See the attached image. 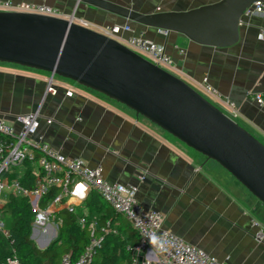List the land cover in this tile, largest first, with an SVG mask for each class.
Segmentation results:
<instances>
[{"label":"crops","instance_id":"1","mask_svg":"<svg viewBox=\"0 0 264 264\" xmlns=\"http://www.w3.org/2000/svg\"><path fill=\"white\" fill-rule=\"evenodd\" d=\"M14 1L55 6L65 17L74 16L77 22H85L99 32L115 25H131L133 32H122L121 41L142 34L164 46L174 60L175 75L226 113L231 110L226 101H232L238 111L237 119L264 138V107L247 94L264 92V42L259 39L264 31V16L243 14L238 42L212 47L194 43L179 33L145 27L102 9L76 4L74 0ZM106 1L150 14L188 11L220 0ZM205 79L220 91L222 99L207 92ZM35 111L41 115V124L33 140L42 137L60 153L79 157L89 167H101L111 184L137 187V201L146 210L163 213L165 230L224 264H264V238L256 239L258 228L254 226L256 221L264 231V205L217 162L99 93L46 72L0 63V117L19 131L17 118ZM31 166L34 173L39 171L37 160ZM16 168L23 171L21 165ZM90 192L75 178L67 203L86 216ZM10 194L11 191L4 193L5 203ZM61 209L66 208H57L56 212ZM100 212L105 215L106 210ZM113 212L116 217L107 230L128 240L133 264H138L132 251L138 250L139 235L124 216ZM91 224L94 229L97 227L95 222ZM91 224L87 228L89 237ZM57 233L58 228L51 224L32 231V240L45 248ZM95 234L101 236L102 231ZM133 242L134 246H130Z\"/></svg>","mask_w":264,"mask_h":264},{"label":"water","instance_id":"2","mask_svg":"<svg viewBox=\"0 0 264 264\" xmlns=\"http://www.w3.org/2000/svg\"><path fill=\"white\" fill-rule=\"evenodd\" d=\"M74 1L199 45L228 47L238 42L242 16L258 0L150 14L106 0ZM0 63L73 81L126 106L217 162L264 205V143L186 81L117 39L68 18L0 11ZM132 254L143 262L144 251Z\"/></svg>","mask_w":264,"mask_h":264},{"label":"built area","instance_id":"3","mask_svg":"<svg viewBox=\"0 0 264 264\" xmlns=\"http://www.w3.org/2000/svg\"><path fill=\"white\" fill-rule=\"evenodd\" d=\"M0 11L38 14L76 21L74 16L65 17L59 8L44 2L0 0ZM244 15L264 16V0L254 2L245 10ZM78 23L88 27L85 22ZM122 32H133L132 26L126 24L106 27L101 33L117 39L134 52L175 75L174 60L166 52L164 46L147 39L142 34H133L125 41H121L119 35ZM259 39L264 42V31L259 34ZM204 84L209 94L219 100L223 98L220 91L208 84L207 79L204 80ZM67 94L71 95L72 93L68 92ZM247 94L259 106L264 107V92L248 91ZM226 104L231 109L227 114L237 121L239 115L235 104L229 100L226 101ZM17 121L21 125L19 131H16L13 125L0 117V135L11 139L10 143L0 142V153L3 148H6V153L0 157V236H9L8 227L2 216L6 191H11L15 196L29 198L33 209L36 210L33 232L35 229H42L51 224L57 229L60 220H54L56 209L65 207L74 211V206L69 205L67 199L74 179L78 178L89 190L97 192L116 213L124 216L137 232L140 238L137 249L146 254L141 264H224L206 251L165 230L163 228V213L146 210L137 201V187L111 184L104 178L101 167H89L79 157H69L60 153L50 144L45 143L42 137L33 140L41 124V115L38 111L20 115ZM47 122L52 123V120L48 119ZM36 152L39 154L37 159L39 171L35 173L33 186L25 188L19 180L9 181L5 174L23 163L24 160L33 159L37 155ZM53 187L60 190L59 194L46 207H41L42 199L49 194ZM79 221L84 227L86 219L82 217ZM254 226L258 228L256 239L262 241L264 231L256 221ZM94 227V224L90 225L91 234L88 244L79 257L72 259L70 254H64L60 264H92L104 241L102 235L95 234ZM5 264H20V261L16 256H11Z\"/></svg>","mask_w":264,"mask_h":264},{"label":"trees","instance_id":"4","mask_svg":"<svg viewBox=\"0 0 264 264\" xmlns=\"http://www.w3.org/2000/svg\"><path fill=\"white\" fill-rule=\"evenodd\" d=\"M0 142L10 143L0 135ZM6 153V148L0 153V157ZM38 159H26L20 165L23 171L19 172L14 167L6 173L9 181L19 180L23 187L31 188L35 173L31 164ZM60 190L51 188L49 194L41 201V207H46L58 194ZM88 215H80L75 211L61 209L55 213V221H59L57 237L45 248L39 247L31 238L33 222L36 210L33 209L27 196H15L10 194L2 208V216L8 227L9 236H0V264H5L11 256H16L20 264H60L64 254H70L72 259H77L88 244V225L92 222L97 224L95 232L102 231L104 239L101 248L94 257L92 264H133V256L127 248L128 240L113 234L107 230L109 223L116 217L112 208L95 191L91 190L86 199ZM105 209V215L101 210ZM84 217L86 224L82 227L79 219ZM134 246V242L131 243Z\"/></svg>","mask_w":264,"mask_h":264},{"label":"rangeland","instance_id":"5","mask_svg":"<svg viewBox=\"0 0 264 264\" xmlns=\"http://www.w3.org/2000/svg\"><path fill=\"white\" fill-rule=\"evenodd\" d=\"M72 84H74V85H78V84H76L75 82H73V81H70ZM78 86H80V85H78ZM80 87H82V86H80ZM237 120V122L240 124V125H242L243 127H246L239 119H236ZM246 129H247V127H246ZM250 132H252L250 129H248ZM252 134L253 135H255L260 141H262L263 143H264V138L261 136V135H258V134H255L254 132H252ZM39 247L41 246L38 242H37V240L36 239H34L33 240Z\"/></svg>","mask_w":264,"mask_h":264}]
</instances>
